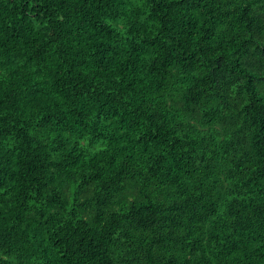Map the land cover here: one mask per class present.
<instances>
[{
	"label": "trees",
	"instance_id": "obj_1",
	"mask_svg": "<svg viewBox=\"0 0 264 264\" xmlns=\"http://www.w3.org/2000/svg\"><path fill=\"white\" fill-rule=\"evenodd\" d=\"M0 264H264V0H0Z\"/></svg>",
	"mask_w": 264,
	"mask_h": 264
}]
</instances>
